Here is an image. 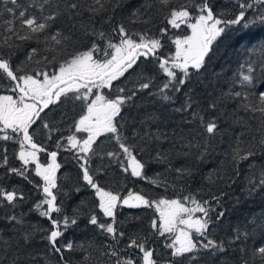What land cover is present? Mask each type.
<instances>
[{
    "label": "snow or ice",
    "instance_id": "6c2138e0",
    "mask_svg": "<svg viewBox=\"0 0 264 264\" xmlns=\"http://www.w3.org/2000/svg\"><path fill=\"white\" fill-rule=\"evenodd\" d=\"M2 13L11 18L3 19ZM2 13L0 81L8 87L0 91L12 94L0 95V169L4 177L18 176L31 184L37 195L28 212L17 211L30 196L15 185L7 190L0 181V264L41 260L49 264L53 258L55 264H73L71 257L77 253L84 255L80 264H88L86 253L92 250L104 264H264V213L240 225L221 227L225 213L212 205L221 204L223 191L210 200H200L189 191L181 198L157 201L132 191L122 198L100 185L115 162L122 173L159 187L157 178L146 175L147 166L155 162L167 164L173 180L187 186L196 171L188 165L174 167L162 150V141L173 151L195 148L193 159L203 162L221 133V109L228 101H236L245 112L259 114L252 116L259 125L253 131L245 125V132L235 138L230 167L218 176V182L237 183L246 164L248 195L264 192V92L253 95L245 90L254 83L257 71L264 75V35L256 37L264 33V0H226L219 10L213 0L182 4L173 0H3ZM157 22L161 26L153 30ZM181 25L191 34L169 39V32ZM135 26L142 30L134 32ZM230 33H238V41L248 38L245 53L258 50L260 60H245L234 79L223 86L219 74L201 79L215 55L214 44ZM166 42L175 46L171 55L163 51ZM20 55L25 59L20 60ZM37 56L41 59L36 60ZM32 63L38 70H29ZM41 63L58 71H44ZM125 73L138 77L129 81L131 88L114 84ZM236 84L242 89L236 90ZM104 90L110 94L115 90L114 98L104 95ZM65 102H79L83 112L71 122V134L66 137L58 124L44 119L46 109ZM37 121L49 140L54 134L59 137L57 149L67 151L75 161L77 173L68 191L57 183L58 151L48 153L30 132ZM105 136L115 151L101 149L99 140ZM9 142L19 145L15 156L22 162L19 168L10 166ZM41 152L47 153L51 163L39 162ZM94 158L101 161L96 167ZM30 163L35 164L34 173L28 169ZM88 190L98 203L89 207L81 201L69 214L65 198ZM125 206L155 208L159 216L146 227L142 221L126 225L117 218L118 209ZM32 213L37 215L36 223L29 218ZM77 229L98 241L66 239L67 233ZM161 240L166 241L164 251L158 253L154 245Z\"/></svg>",
    "mask_w": 264,
    "mask_h": 264
},
{
    "label": "trees",
    "instance_id": "16d2710c",
    "mask_svg": "<svg viewBox=\"0 0 264 264\" xmlns=\"http://www.w3.org/2000/svg\"><path fill=\"white\" fill-rule=\"evenodd\" d=\"M19 2L25 3V0H19ZM173 2L174 4H182L191 3L192 0H173ZM225 2L226 0H213V3L217 6V10H219ZM2 5L3 0H0V13H2ZM8 6L11 7L12 5L9 3ZM2 14L3 19L5 20L11 18L7 13ZM193 15H195V13H193ZM160 26L161 24L159 22L152 25L153 30ZM132 30L134 32H139L142 29L140 26H135ZM188 32L189 28H187L186 25H181V28L169 32V39H174L177 36H186ZM236 35L239 34L230 33L227 38L219 40L214 44L215 55L209 63L207 73L201 74V79H203L205 75L212 77L213 74H219V84L223 86L226 80L234 79L233 74L239 71L238 65L243 64L245 60L251 59L253 63L260 60L261 53L258 50L250 55L245 53L244 45L248 43V38L238 41ZM262 35H264V33H256L257 38H260ZM253 42L255 41L253 40ZM31 46L34 47L35 43H32ZM174 49V45L167 44L163 51L165 54L171 55ZM19 59L24 60L25 57L20 55ZM35 59L40 60L41 58L37 56ZM39 68H43V70L47 72H53L56 70L50 65L45 67L43 63L39 65ZM29 70H38V67L35 63H32ZM125 77H122L119 83L114 82V84H117L118 87L126 85L131 88L133 85L129 83V81H135L138 79L136 73H125ZM208 82L209 81H205L206 84ZM210 82L213 85L217 84L215 78H212ZM7 87L8 85L6 81H0V88ZM235 87L236 90H241L243 86L236 84ZM224 90L227 91V88L225 87ZM245 90L250 91L253 95L264 92V75H261V73L257 71L254 83L247 85ZM94 91L96 90L94 89ZM216 91L219 92L220 88L217 87ZM0 94L9 95L12 93L10 91H0ZM103 94L108 95L109 98H114L116 93L115 90H112L111 94L108 90H104ZM145 107L151 110L147 104ZM50 108L51 110H45L47 115L44 116V119L58 124L65 137L71 134L68 130L71 122L74 119H79V116L83 114L79 102L74 104L65 102L58 107L50 106ZM224 113H226V115H224ZM41 115L43 116L44 114L42 113ZM254 115L258 116L259 114L245 112L236 101H228L225 107L221 109V133L217 136V139L212 142L211 150L205 155L203 162L193 159V153L196 151L195 148L190 151L187 148H177V150L173 151L167 141H162V150L169 154V159L174 167L188 165L192 166L196 171L197 175L195 176V179L190 181L187 186L182 182H175L173 180L172 175L168 171L167 164H156L155 162L150 163L147 166L146 175L148 177L157 178L159 187H157L156 184L150 183L148 180L133 178L130 174L126 175L122 173L115 162L109 165L108 177L105 180H101L100 185L107 191H112L114 194H120L122 198L127 196L129 191H132V193L135 194L139 193L146 195V197L151 200L162 198L177 199L181 198L182 195H187L189 191H192L200 200H210L211 195L220 196V192L223 191L225 195L221 197V204L216 205L213 202L212 205L217 212L224 211L225 213L221 227L240 225L245 222L246 218L259 217L264 213V192H258V194L254 193L251 196L248 195L249 172L247 171L246 164L241 167V176L237 183L226 185L218 182V176H222L230 167L228 164L230 159L229 153L231 149L235 147V138L242 132H245V125H247L248 131H253L258 127L259 121L252 119V116ZM237 121H242L243 123ZM170 130L171 129H169V131ZM30 132H34L35 142L46 147L48 153L51 151H58L56 161L61 167L57 170V183L58 185H64V191H68V186L71 184V181L74 180L77 173L75 161L67 151H64L62 148L57 149L56 140L59 139V137L54 134L53 138L49 140L47 131L41 130L39 121H37L36 125H33ZM99 143L101 149L104 151L116 150V146L107 136L102 137L99 140ZM8 147L10 166L17 168L21 167L22 162L15 158V156H18L19 145L9 142ZM184 152H188V155L185 156ZM38 154L40 162L45 163L49 160L47 153L41 152ZM101 155H103V152H101ZM153 155H155V153H153ZM137 159H141V156L138 155ZM143 159H148V157L144 156ZM94 160L95 163L93 164V167H96L101 163L100 159L94 158ZM103 162L105 165H108L107 158H105ZM34 168V163L28 165L29 171L33 173ZM3 171V169H0V181L3 182V186L7 190H11V186L15 185L23 190L26 195L30 196L29 202L17 210L28 212L31 202L35 200L37 195L33 191L32 185L18 176L4 177ZM157 174L160 175L157 177ZM35 181L42 182L39 177H35ZM81 201H84L89 207H91L93 203H98V199L94 198V192L92 190L82 191L75 196L65 198V207L68 213L71 214L72 210L76 208L77 205H80ZM118 213V220L124 222L126 225H128L129 222H131L132 225H140L142 221L143 224L141 226L144 227L147 226L151 219L157 218L158 215L155 208H128L127 206L118 209ZM133 216L139 217L140 220L132 221L131 217ZM29 218L33 223L37 222V215L35 213L30 214ZM41 222L46 223L44 221ZM217 234H219V229H217ZM66 239H75L78 242L88 243L98 241L97 237H94L91 233H85L82 229L67 233ZM164 242L166 241L161 240L158 244L154 245V247L157 248L158 253L164 251L162 247ZM259 243L260 241H257V246ZM37 247L42 249L43 245L39 244ZM86 254L89 256L88 264H104V261L98 258L95 250ZM66 255L71 254L66 253ZM71 258L73 264H80V261L84 259V255L77 253L72 255ZM38 264H43V260L39 261ZM49 264H55V259L53 258L50 260Z\"/></svg>",
    "mask_w": 264,
    "mask_h": 264
},
{
    "label": "rangeland",
    "instance_id": "374dc122",
    "mask_svg": "<svg viewBox=\"0 0 264 264\" xmlns=\"http://www.w3.org/2000/svg\"><path fill=\"white\" fill-rule=\"evenodd\" d=\"M191 34V30L189 29V32H188V34L187 35H190ZM180 37H183V36H180ZM174 53V50L172 51V54ZM55 71H58V68L55 70ZM49 73H51V72H49ZM0 95H7V94H0ZM14 98H15V96H14ZM38 156H39V154H38ZM40 162V161H39ZM41 164H45V165H47L48 163H50V160H48L47 162H45V163H42V162H40ZM107 191V190H106ZM133 194H135V193H133ZM162 199H165V198H162ZM158 200H161V199H158ZM157 200V201H158ZM170 200V199H169ZM157 211V210H156ZM158 212V211H157ZM197 215H199V214H197ZM158 216H159V212H158V215H157V218H158Z\"/></svg>",
    "mask_w": 264,
    "mask_h": 264
},
{
    "label": "water",
    "instance_id": "95a60500",
    "mask_svg": "<svg viewBox=\"0 0 264 264\" xmlns=\"http://www.w3.org/2000/svg\"><path fill=\"white\" fill-rule=\"evenodd\" d=\"M51 159V158H50ZM57 162V161H56Z\"/></svg>",
    "mask_w": 264,
    "mask_h": 264
},
{
    "label": "flooded vegetation",
    "instance_id": "af4514ba",
    "mask_svg": "<svg viewBox=\"0 0 264 264\" xmlns=\"http://www.w3.org/2000/svg\"><path fill=\"white\" fill-rule=\"evenodd\" d=\"M10 95V94H9Z\"/></svg>",
    "mask_w": 264,
    "mask_h": 264
}]
</instances>
